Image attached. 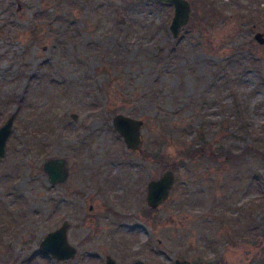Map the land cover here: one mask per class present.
<instances>
[{"label":"rangeland","instance_id":"obj_1","mask_svg":"<svg viewBox=\"0 0 264 264\" xmlns=\"http://www.w3.org/2000/svg\"><path fill=\"white\" fill-rule=\"evenodd\" d=\"M188 1L173 37V6L158 0H0V124L14 112L0 264L259 259V244L224 237L240 206L264 198V0ZM117 113L143 120L142 154L113 127ZM49 157L67 160L64 182L48 181ZM167 169L169 195L150 211L146 183ZM254 215L264 222V199ZM65 219L78 252L57 261L39 242Z\"/></svg>","mask_w":264,"mask_h":264},{"label":"water","instance_id":"obj_2","mask_svg":"<svg viewBox=\"0 0 264 264\" xmlns=\"http://www.w3.org/2000/svg\"><path fill=\"white\" fill-rule=\"evenodd\" d=\"M162 3H169L173 6V14L168 26L173 37H177L181 29L187 24L191 14V5L188 0H158ZM254 38L264 43L262 32H256ZM14 112L6 114L0 124V159L6 152V141L13 128ZM112 125L122 136L124 143L129 150H142L141 126L143 120L122 113H117L112 118ZM43 170L47 173L48 181L51 184L64 182L69 174L67 160L62 157H49L43 162ZM174 174L170 169L165 170L157 178L147 182L146 201L149 207L156 208L163 203L170 192L174 182ZM69 223H63L54 230L48 231L39 242L38 251L52 256L55 260L61 261L75 255L76 247L69 243L67 230ZM106 264H120L111 256H107ZM173 264H194L188 258H175Z\"/></svg>","mask_w":264,"mask_h":264},{"label":"trees","instance_id":"obj_3","mask_svg":"<svg viewBox=\"0 0 264 264\" xmlns=\"http://www.w3.org/2000/svg\"><path fill=\"white\" fill-rule=\"evenodd\" d=\"M191 149V148H188ZM193 152H200L201 154H204L205 147L202 145H199L198 147L192 149ZM256 154L260 157V159L264 162V150H258L255 149ZM223 152V151H222ZM219 151V153H222ZM247 152H249L248 147H244L243 149H240L238 151L233 150L231 148H227L224 150V156L226 159L225 162H232V163H241L246 156ZM191 154V152H189ZM214 156V152L211 153ZM216 154V153H215ZM216 156V155H215ZM250 182L251 183H263L262 177H257L254 172L250 173ZM249 177V176H248ZM241 176L236 177V180H239ZM249 182V183H250ZM263 197L257 198V200H251L244 205L240 206L238 210L236 211V214L234 216V219L232 220L233 227H231V231H229L228 234H225L226 241L233 242L234 238L235 240L240 242H247V243H253V244H259L260 246V256L259 259L256 262H252L253 264H264V222L263 218L260 216L254 215L257 209L261 208ZM149 210V209H148ZM147 210V214H149L150 211ZM6 214V213H5ZM5 219V218H4ZM7 219V218H6ZM208 244L212 243L214 247L216 245L213 243L212 239L207 240ZM210 259V258H209ZM207 259L206 262L203 264H224V262L220 259L217 260H209ZM195 264H202L200 262H196Z\"/></svg>","mask_w":264,"mask_h":264},{"label":"flooded vegetation","instance_id":"obj_4","mask_svg":"<svg viewBox=\"0 0 264 264\" xmlns=\"http://www.w3.org/2000/svg\"><path fill=\"white\" fill-rule=\"evenodd\" d=\"M130 151H137V152H140L141 154L143 153V150H141V151H138V150H130ZM69 175V174H68ZM146 192H147V183H146ZM146 192H145V197H144V199H145V201H146ZM147 202V201H146ZM151 210H154V209H157V207L156 208H151V207H149ZM144 214L147 216V209L144 211ZM65 220H67V219H65ZM64 221V220H63ZM63 221L61 222V224L63 223ZM68 221V220H67ZM68 223H69V227H68V230H69V228L71 227V223L68 221ZM60 224V225H61ZM59 225V226H60ZM57 228V227H56ZM68 230H67V238H68ZM69 241V240H68ZM70 243V242H69ZM71 244V243H70ZM72 245H74L75 247H76V252H75V255L73 256V257H71V258H68V259H64V260H61V261H65V260H69V259H72V258H74L76 255H77V252H78V247H77V245H75V244H72ZM109 254H107L106 256H105V264H106V259H107V256H108ZM110 256V255H109ZM113 258V257H112Z\"/></svg>","mask_w":264,"mask_h":264}]
</instances>
